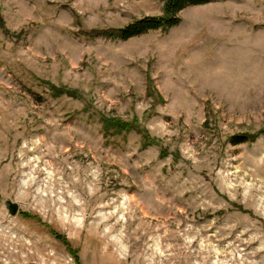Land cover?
I'll use <instances>...</instances> for the list:
<instances>
[{
    "label": "rangeland",
    "instance_id": "1",
    "mask_svg": "<svg viewBox=\"0 0 264 264\" xmlns=\"http://www.w3.org/2000/svg\"><path fill=\"white\" fill-rule=\"evenodd\" d=\"M161 6L0 0V264H264V0Z\"/></svg>",
    "mask_w": 264,
    "mask_h": 264
},
{
    "label": "trees",
    "instance_id": "2",
    "mask_svg": "<svg viewBox=\"0 0 264 264\" xmlns=\"http://www.w3.org/2000/svg\"><path fill=\"white\" fill-rule=\"evenodd\" d=\"M207 1L210 0H162L161 11L159 14L135 18L121 27L98 31V34L108 38H119L124 40L151 30H166L170 27L177 25L180 22L181 19L179 13L183 9L189 6L203 4ZM0 28L4 34L10 33L9 29L5 26L4 22L1 19ZM146 83L147 91L151 93V95L155 96V100L158 101L157 95L153 93V90L150 91L151 79L149 76L146 77ZM49 88L50 90L54 91V93L52 94L53 96H59L60 94H67L74 97L78 96L75 92H71L60 87H55L53 86V84H49ZM101 124V130L104 136H109L122 132H129L133 130L139 133L140 144L142 146L149 145L153 142V138L149 137L147 131L140 126L136 117H133L130 120H123L115 117H102ZM256 134L257 132H253L251 134H243L242 136L233 135L229 137V142L232 144H236L245 140L253 141ZM25 216L33 217L32 215L28 214H26ZM53 234L58 239H61V241L67 247L68 251H72L73 255L75 256V261L77 262V264H80L78 260L77 251L72 250L70 248V245L66 241V239L62 238L58 234L56 235V233Z\"/></svg>",
    "mask_w": 264,
    "mask_h": 264
},
{
    "label": "water",
    "instance_id": "3",
    "mask_svg": "<svg viewBox=\"0 0 264 264\" xmlns=\"http://www.w3.org/2000/svg\"><path fill=\"white\" fill-rule=\"evenodd\" d=\"M4 203V206L7 210V212L10 214V215H15L17 210H18V204L17 202L13 201V200H10V199H5L3 201Z\"/></svg>",
    "mask_w": 264,
    "mask_h": 264
}]
</instances>
